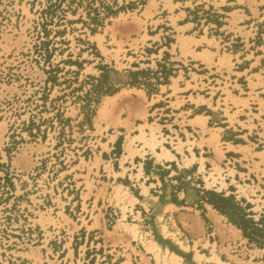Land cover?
<instances>
[{"label": "rangeland", "instance_id": "374dc122", "mask_svg": "<svg viewBox=\"0 0 264 264\" xmlns=\"http://www.w3.org/2000/svg\"><path fill=\"white\" fill-rule=\"evenodd\" d=\"M227 1L0 0V264H264L258 163L257 176L225 190L152 158L170 118L156 94L171 81L176 93L178 80L196 98L172 105L241 106L255 123L244 114L250 126L235 122L234 139L264 144V0ZM228 9L249 25L232 38L221 29ZM187 115L179 123L191 129ZM172 177L192 191L187 203L172 197L181 210L159 227V204L137 202L139 185ZM209 192L233 197L261 232L245 234Z\"/></svg>", "mask_w": 264, "mask_h": 264}, {"label": "crops", "instance_id": "0c3cea01", "mask_svg": "<svg viewBox=\"0 0 264 264\" xmlns=\"http://www.w3.org/2000/svg\"><path fill=\"white\" fill-rule=\"evenodd\" d=\"M208 1L217 3V9L219 10H221V8L224 6H229L227 0H225L224 3H220L221 0ZM246 2L247 0H243V4H246ZM235 11L228 9V11L226 12L227 23L224 24V26L221 28L224 33L228 35V37L231 36V38L238 35V33H236L238 28L243 27L245 28V30L249 28V25L245 23V17L238 19L235 18L234 15H232V13H234ZM239 11L242 10L240 9ZM238 14L239 16H241V12H239ZM210 47L212 48L208 47L209 51L216 53V49L214 48L215 46L211 45ZM240 51L241 50H236L232 52L233 61H235L237 58L238 60L242 59L241 57H243L242 54L244 53ZM220 56H215L214 62H217ZM196 60L200 63H203V61L199 58ZM186 81H177L176 85L178 91L176 93H173L174 82L171 81L168 85H165V91H162V89H160L159 93L156 94L157 99H155L156 101L154 103L155 110H157V112L162 111V113H158L160 116L168 115L170 118L162 120L163 124H160L161 131H164L163 137H165V141L164 143H161L157 146L155 145L156 156H152V158H154L155 160L154 162L157 164H161L162 166H164V168H170L174 163L179 168V171L192 170L194 175L202 180L203 186L205 188H217L220 184V179H222L224 181V184L226 185L225 190L232 185L236 187V184L242 186V180L245 183L246 179L250 178L252 175L257 176V163L259 164V169L264 170V163L261 161L260 156V154L264 152V144L254 143V145L258 148L255 147L248 149V144L241 143L238 140L234 139L238 136L233 135V132L235 128V122L244 123V128H248V125L250 126L251 123L248 119L253 121V123H255V121L252 120L250 115H248V110L242 108L241 106H229V115H227L224 112L225 108L222 101H220V105L219 107H217L216 98L212 102V105H209L207 101L196 104L195 108L201 109L200 113H190L192 112L193 108H190L185 104H189V95H192L193 98H196V95L192 93V90L187 86ZM168 97H170L169 100ZM182 98L186 102L185 104L183 103L181 105H172L177 102V99L181 101ZM162 99L164 100V103L161 104ZM207 108H211L213 112L219 113L220 115L219 122H215L214 126L212 127L210 126V120L212 117L206 114L207 111L205 112V109ZM186 114H188L186 116V125L191 126V129L187 127H185V129L184 127H181L179 123L181 121L180 116H185ZM244 114L248 116V119L244 116ZM229 116L232 117L233 123H231ZM175 124H179V127H176ZM253 133L255 132L253 131ZM197 142H199V145L197 144ZM260 142H263V140L260 139ZM163 148L167 149L168 152L165 153ZM148 154L151 153L149 152ZM159 155H161V157H159ZM173 173L177 174L176 171H173ZM261 175H263L262 172H258V176L260 178L262 177ZM145 176L146 173L143 171V169H141L139 181H141L142 177L146 179ZM147 178H149V176H147ZM213 178H216L217 180L214 184L212 183ZM165 180L166 181L163 182L159 179V184H157V182L151 184L145 182L144 187L147 190L146 192H144V187H142V185H139V194L142 196V200L137 198V202H140V204H142L144 208L145 206H147L149 210H151V207L153 205L159 204L158 206L160 207V211L156 214V219L158 218L157 222H159V227L167 221L166 218L168 217L169 212H172L173 210L175 211L177 209L181 210L179 206L173 201L172 197L175 196L180 201H184L185 199L189 198V191H192V189H190L189 187L190 185H186L184 188H181L182 185L184 186V184L180 183V188L179 186H175L174 184L177 183V180L173 177L171 179L166 178ZM208 184L211 185L208 186ZM245 185L250 186V184ZM152 186L160 187H157L153 190L151 189ZM164 187H170L172 193L170 195L164 194L161 190ZM184 202L187 203L186 201ZM181 207L186 208L185 206ZM182 214L184 216L189 215L188 212H183ZM142 216L143 212L141 211V218ZM161 216V221H159ZM144 227L148 229L146 224H144ZM146 241L150 243V239L148 237H146ZM151 242V244L156 245L157 248L162 250V247L158 243H156L155 240ZM212 243L213 242L211 241V239H209L210 246H208L207 248L210 249ZM202 244H205V241H203ZM205 257H207V254H205Z\"/></svg>", "mask_w": 264, "mask_h": 264}, {"label": "trees", "instance_id": "16d2710c", "mask_svg": "<svg viewBox=\"0 0 264 264\" xmlns=\"http://www.w3.org/2000/svg\"><path fill=\"white\" fill-rule=\"evenodd\" d=\"M209 195L211 196L210 202L214 205V207L221 213L227 215L243 230L245 234H247V229H250L251 234L261 232L257 224L253 222L252 219L246 218V214L243 212V209L233 197H225L222 194H217L215 192H209ZM236 219H239L241 223L237 222Z\"/></svg>", "mask_w": 264, "mask_h": 264}, {"label": "bare ground", "instance_id": "6f19581e", "mask_svg": "<svg viewBox=\"0 0 264 264\" xmlns=\"http://www.w3.org/2000/svg\"><path fill=\"white\" fill-rule=\"evenodd\" d=\"M150 145H154V142H150ZM167 151H165V153H166Z\"/></svg>", "mask_w": 264, "mask_h": 264}]
</instances>
